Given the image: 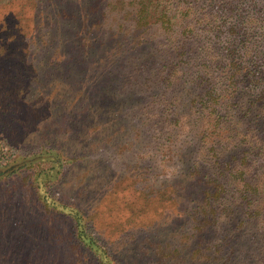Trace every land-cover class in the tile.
<instances>
[{"label":"trees","instance_id":"16d2710c","mask_svg":"<svg viewBox=\"0 0 264 264\" xmlns=\"http://www.w3.org/2000/svg\"><path fill=\"white\" fill-rule=\"evenodd\" d=\"M31 2L33 25L72 27L70 58L55 54L50 73L95 77L98 111L108 88L128 93L126 117L142 124L146 150L173 167L156 168L161 186H198L192 259L264 264V0ZM70 211L78 243L110 264L83 213Z\"/></svg>","mask_w":264,"mask_h":264},{"label":"rangeland","instance_id":"374dc122","mask_svg":"<svg viewBox=\"0 0 264 264\" xmlns=\"http://www.w3.org/2000/svg\"><path fill=\"white\" fill-rule=\"evenodd\" d=\"M31 1L0 0V162L14 166L0 175V264H100L76 239L74 208L107 263L205 264L192 259L198 186H161L156 168L173 167L146 150L128 93L108 88L98 111L95 77L50 73L55 54L70 58L72 27L33 25Z\"/></svg>","mask_w":264,"mask_h":264},{"label":"flooded vegetation","instance_id":"af4514ba","mask_svg":"<svg viewBox=\"0 0 264 264\" xmlns=\"http://www.w3.org/2000/svg\"><path fill=\"white\" fill-rule=\"evenodd\" d=\"M51 154V153H50ZM15 165V164H14ZM14 166H7L6 163H2L0 162V175H2L3 173H7L8 171L12 170ZM73 227H74V223H73ZM75 232V231H74ZM89 233V232H88ZM87 249V248H86ZM88 250V249H87ZM89 251V250H88ZM91 252V251H90ZM92 253V252H91Z\"/></svg>","mask_w":264,"mask_h":264}]
</instances>
